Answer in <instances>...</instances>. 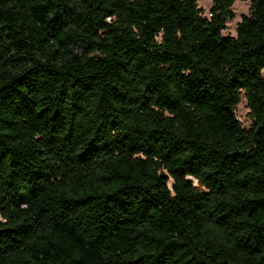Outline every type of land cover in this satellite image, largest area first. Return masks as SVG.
I'll list each match as a JSON object with an SVG mask.
<instances>
[{"label":"trees","instance_id":"obj_1","mask_svg":"<svg viewBox=\"0 0 264 264\" xmlns=\"http://www.w3.org/2000/svg\"><path fill=\"white\" fill-rule=\"evenodd\" d=\"M235 1L0 0V264H264V0L226 36Z\"/></svg>","mask_w":264,"mask_h":264},{"label":"rangeland","instance_id":"obj_2","mask_svg":"<svg viewBox=\"0 0 264 264\" xmlns=\"http://www.w3.org/2000/svg\"><path fill=\"white\" fill-rule=\"evenodd\" d=\"M198 7L203 10V16L208 17V10L212 4L211 0H197ZM231 10L234 15V19L232 21H228L226 23V29L223 31V35L226 36H235V29L237 24L241 20L242 15H247L249 10V3L245 1L236 0L231 7ZM262 76L264 77V69L261 71ZM235 114L237 119L241 122V125L247 128L250 124L248 109L245 105V100L241 99L238 104Z\"/></svg>","mask_w":264,"mask_h":264}]
</instances>
